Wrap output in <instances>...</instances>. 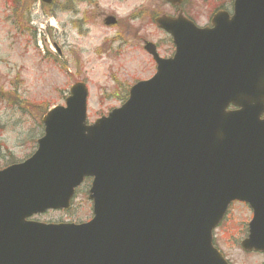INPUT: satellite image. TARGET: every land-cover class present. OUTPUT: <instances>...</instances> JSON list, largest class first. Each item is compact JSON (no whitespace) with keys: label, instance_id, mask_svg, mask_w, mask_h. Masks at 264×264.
Segmentation results:
<instances>
[{"label":"water","instance_id":"1","mask_svg":"<svg viewBox=\"0 0 264 264\" xmlns=\"http://www.w3.org/2000/svg\"><path fill=\"white\" fill-rule=\"evenodd\" d=\"M157 24L175 56H155L127 103L87 126L75 85L36 153L0 170V264H228L213 234L237 201L253 211L242 248L264 253V0H236L212 29ZM85 178L90 222L27 221L68 211Z\"/></svg>","mask_w":264,"mask_h":264},{"label":"rangeland","instance_id":"2","mask_svg":"<svg viewBox=\"0 0 264 264\" xmlns=\"http://www.w3.org/2000/svg\"><path fill=\"white\" fill-rule=\"evenodd\" d=\"M94 1L76 0L70 3V9H63L66 0H56V6L50 10L25 0L17 11L12 3L7 6L5 0H0V170L26 160L37 150L36 141L44 134L41 102L64 105L71 86L87 83L88 121L92 124L123 105L127 94L124 89L120 93L119 88L127 89L152 75L153 65L140 42L145 37L168 43V37L150 19L172 10L162 0ZM203 5H196L189 12L200 26L212 14ZM110 16L127 23V27L121 28V32L120 27L105 26L103 20ZM84 18H89L87 23H83ZM127 31L130 32L127 53L117 59L115 52L104 51L100 55L98 50L103 45L108 50L109 40L120 32L125 37ZM54 55L58 56L57 65L50 60L56 58ZM89 189L90 181H86L78 190L70 212H47L35 220L89 221L93 215ZM251 219L250 208L235 203L214 232L215 245L231 264H264V254L247 253L241 248Z\"/></svg>","mask_w":264,"mask_h":264},{"label":"flooded vegetation","instance_id":"3","mask_svg":"<svg viewBox=\"0 0 264 264\" xmlns=\"http://www.w3.org/2000/svg\"><path fill=\"white\" fill-rule=\"evenodd\" d=\"M82 1H84L86 3H92L94 0H82ZM162 2L165 6L170 8V10H172V11L170 13L162 14L161 16H165V17L183 16V17H185V18H187L193 22H197V21L195 18H193L192 16L189 15L191 8L195 7L196 5L197 6H204L203 3H205L206 4L205 7H208L210 9V13H212V14L208 18V21L203 25V27H211V21H212V18L215 14H217L219 12H226V13L232 14L235 11V0H204V1L199 0V2H198L199 4L193 0H182L181 3L177 4L176 6L171 5L170 3H168L165 0H162ZM157 17H159V16L153 15V17L150 20H152V22L155 23ZM88 19L89 18H84L83 23H87ZM106 19L107 18H104V20H103V23L105 25L107 23ZM80 21L81 20H79V22H77V23H80ZM125 25L127 27V23L122 24L121 21L117 20L115 27H120V30L122 32L121 28H124ZM158 31H160V30H158ZM121 32L119 33L118 36H115L114 40L110 43L111 45L108 47L109 52H108L107 47H106V48H103L101 50L100 55H102L104 53V51L107 52L108 54L109 53L113 54L115 52L113 55H114L115 59H117V58H120L123 53L128 52V43L129 42H128L127 37H129L130 32L127 31L125 37L122 36ZM160 32H162V34L165 35V38H167V36H168L167 34H165L163 31H160ZM167 39L169 42L165 43L164 40H160V41L147 40L144 37V38H142V41L140 42L141 49L146 54V56L149 58L150 63L153 65L152 75H154L157 66H156L155 62L153 61L152 56H150L148 53H146L145 44L147 42L154 43L155 49L158 51L159 55L162 58H171L175 52V48H174L172 40L169 37ZM162 41H164V42H162ZM143 70H145V68ZM123 87H125V86H123Z\"/></svg>","mask_w":264,"mask_h":264},{"label":"trees","instance_id":"4","mask_svg":"<svg viewBox=\"0 0 264 264\" xmlns=\"http://www.w3.org/2000/svg\"><path fill=\"white\" fill-rule=\"evenodd\" d=\"M37 1L38 0H32L31 4L35 5L37 3ZM5 3H6L7 6H9L12 3V5L14 6V9H17V11H18L20 6L25 4V0H5ZM31 4H29V5H31ZM26 10L28 11V8ZM44 107L47 108L48 106L44 105Z\"/></svg>","mask_w":264,"mask_h":264}]
</instances>
